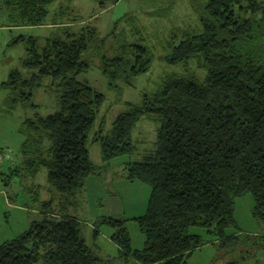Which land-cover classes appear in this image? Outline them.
I'll return each mask as SVG.
<instances>
[{
  "label": "trees",
  "instance_id": "trees-1",
  "mask_svg": "<svg viewBox=\"0 0 264 264\" xmlns=\"http://www.w3.org/2000/svg\"><path fill=\"white\" fill-rule=\"evenodd\" d=\"M56 1L6 0L20 27L44 26ZM118 2L100 0V7ZM198 15L199 30L174 35L163 60L188 67L197 62L205 78L189 72L165 76L155 91L143 93L140 104L129 103L112 130L106 132L105 120L93 137L109 165L135 151L133 132L144 117L159 123L156 149L128 167V179L152 186L148 211L137 218L145 248L132 247L126 221H103L116 229L113 240L124 256L140 264H187L205 244L203 236L191 233L194 227L209 230L223 247L244 242L264 250V236L228 234L237 227L236 200L247 194L255 199V218L264 222V1L209 0ZM54 19L53 26H68ZM16 41L26 43L24 64L33 74L25 78L15 70L4 83L13 94L11 108L20 101L39 107L33 99L46 79L60 90L57 112L24 121L16 164L33 176L47 168L51 189L61 197L43 204L42 222L0 244V264H105L87 244L82 222L63 211L102 168L89 145L106 95L79 77L91 69L85 54L93 45L104 46L106 38L88 24L80 33L49 37L45 46L33 36ZM100 58L109 88L121 92L120 84L135 87L151 71L155 57L148 46L134 43L113 58Z\"/></svg>",
  "mask_w": 264,
  "mask_h": 264
},
{
  "label": "rangeland",
  "instance_id": "rangeland-1",
  "mask_svg": "<svg viewBox=\"0 0 264 264\" xmlns=\"http://www.w3.org/2000/svg\"><path fill=\"white\" fill-rule=\"evenodd\" d=\"M208 1L120 0L103 9L100 0H74L73 3L58 0L49 8L46 25L20 27L14 25L13 10L6 0H0V244L21 237L35 222H42L45 217L43 204L58 195L51 189L47 168H41L33 176L24 166L16 164L24 141L20 133L24 121L57 112L60 94L57 87H51L52 79H46L33 99L39 107L24 106L20 101L11 108L9 102L13 94L4 83L15 70L25 78L33 74L24 64L28 58L27 45L16 40L21 36H33L39 38L40 46H45L49 37L59 32L80 33L88 24L97 27L100 37L106 38L104 46L92 44L85 54L91 69L79 77L80 81L106 95L89 145L92 160L102 168L87 178L85 187L70 205H65L63 213L82 222V234L87 244L105 264H140L134 258L124 256L122 248L113 240L116 229L103 221L110 218L126 221L132 247L136 250L145 248L146 235L137 218L148 211L152 186L128 179V167L129 163L142 161L156 149L159 123L154 118L144 117L133 132L135 151L109 165L103 161L101 143L93 141V137L105 120L106 132L112 130L117 117L128 110L129 103L140 104L143 93L155 91L165 76L189 72L205 78L206 74L197 62H192L189 67L172 66L163 58L171 52L174 35L181 37L184 32L199 30L198 11ZM56 16L68 26L54 27ZM134 43L152 50L155 57L152 69L135 80V87L120 84L121 92L111 90L102 72L101 53L113 58L123 51V46ZM255 204L252 194L236 200L237 227H230L229 235L264 236V222L254 216ZM191 233L203 236L205 244L192 254L187 264H264V250L258 251L251 244L241 242L223 247L221 240L205 228L194 227Z\"/></svg>",
  "mask_w": 264,
  "mask_h": 264
},
{
  "label": "crops",
  "instance_id": "crops-1",
  "mask_svg": "<svg viewBox=\"0 0 264 264\" xmlns=\"http://www.w3.org/2000/svg\"><path fill=\"white\" fill-rule=\"evenodd\" d=\"M46 25V24H45ZM50 26V24H48ZM52 27V26H51ZM55 27V26H54Z\"/></svg>",
  "mask_w": 264,
  "mask_h": 264
}]
</instances>
